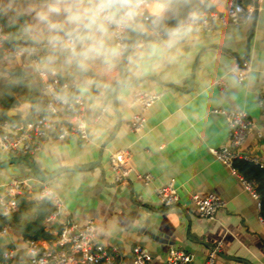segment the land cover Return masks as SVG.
Returning <instances> with one entry per match:
<instances>
[{"label": "crops", "instance_id": "1", "mask_svg": "<svg viewBox=\"0 0 264 264\" xmlns=\"http://www.w3.org/2000/svg\"><path fill=\"white\" fill-rule=\"evenodd\" d=\"M119 1L124 0H0V20L9 40L40 47L36 67L28 56L0 60V115L25 123L46 114L49 96L41 94L40 86L55 76L72 83L74 95L84 99L88 123L86 142L47 138L33 154L24 153L22 147L14 153L0 149V164L28 159L45 175L89 166L62 171L43 182L63 205L55 222L44 221V230L54 238L60 222L81 227L91 219L96 242L116 248L118 264H132L135 246L145 249L154 264H165L171 249L188 253L189 264H203L209 249L219 242L215 264H264L261 210L244 191L242 175L209 151L224 145L228 132L225 120L211 110L240 109L254 123L242 151L264 159V0L240 27L218 26L212 32L181 29L174 37L161 39L151 35L132 50L128 61L115 57L109 33L94 18L96 9L112 13ZM208 2L223 12L231 1ZM163 11L160 0H150L151 17ZM135 24L140 31L147 30L146 23ZM86 35L94 41H78L75 55L63 43L66 37ZM95 41H103L104 47L89 52ZM243 60L250 62V71L237 82L231 70L241 67ZM138 92L160 97L143 109L132 103ZM102 108L104 113L95 121ZM136 114L145 118L139 133L129 129ZM52 119L67 123L69 116L59 111ZM121 149L130 152L131 172L116 183L108 160ZM145 174L150 175L148 182L139 177ZM30 178L31 171L21 164L0 169V196L6 195L5 184L13 179ZM168 183L178 201L165 208L156 190ZM40 189L28 181L22 195L36 202ZM208 193L225 202L214 220L201 219L192 202L193 196ZM32 217L33 209L28 208L23 219ZM9 225V232L0 236V254L12 249L14 255L8 262L0 258V264H30L20 229Z\"/></svg>", "mask_w": 264, "mask_h": 264}, {"label": "built area", "instance_id": "2", "mask_svg": "<svg viewBox=\"0 0 264 264\" xmlns=\"http://www.w3.org/2000/svg\"><path fill=\"white\" fill-rule=\"evenodd\" d=\"M260 0H235L230 2L223 12L214 8L189 12L178 26L168 32L157 30L151 16L148 13L150 0H129L125 4L119 1L116 10L112 13L105 12L98 8L94 12V18L101 22L109 33L116 48L115 57L122 58L125 53V60L131 58L132 50L144 45L139 42L132 47L126 45V30L129 24L138 20L148 23V31L152 38L161 39L170 36V33L178 34L181 29L199 28L206 32H212L216 27H240L249 22L258 10ZM131 11V17L125 15ZM111 17V19H109ZM73 37V36H71ZM69 37L64 38V45ZM40 47L28 43H19L10 46L8 35L0 20V60L14 59L16 57L28 56L30 64L38 66ZM250 71V62L243 60L241 67L231 70V74L237 82L247 78ZM44 75L41 72V76ZM74 85L65 80L51 76L41 82V94L48 95L45 103L46 114L37 115L31 121L25 123L0 122V149L14 153L22 147L24 153L33 154L40 150L41 143L51 138L57 141L76 139L86 142L88 140V123L85 117L86 103L84 99L73 93ZM160 94L138 92L135 94L132 103L138 104L141 108L147 109L154 104ZM59 111L69 116L67 123L57 122L53 117ZM104 109H100L94 120L97 121ZM211 114L222 117L227 125L226 143L219 148H211L210 153L224 166L234 170L233 163L242 160L264 168V159L242 151V147L254 128V123L247 114L240 109L213 108ZM145 118L141 115H133L129 123V129L133 133H139L143 128ZM260 137V135H259ZM131 155L128 149H121L109 156V167L116 183L126 180L131 172ZM144 182L150 180V175L139 176ZM28 181L41 186L36 199L47 198L53 205V211L45 218L46 224L55 222L61 214L63 205L59 197L54 195L43 182L34 177L26 180L13 179L5 184L6 195L0 196V214L4 217H11L17 211L16 197L22 195V188ZM239 181L245 192L256 201L258 210H261V202L257 193V184L254 180L239 176ZM156 196L163 207L168 208L175 205L178 196L172 183L158 188ZM192 202L201 219L214 220L217 213L225 207V202L213 193L203 197L193 196ZM260 222L264 226V216L260 215ZM10 225L6 224L0 228V236L7 234ZM26 250L30 264H118L119 255L116 248H106L99 245L95 239V222L86 220L81 227L74 222H60L55 237L50 242L39 240H25ZM221 247L217 243L210 248L203 264H215L216 255ZM14 250H6L1 254L3 262L12 259ZM190 255L178 249H171L166 257L165 264H189ZM132 264H154L145 249L135 246L132 250Z\"/></svg>", "mask_w": 264, "mask_h": 264}, {"label": "trees", "instance_id": "3", "mask_svg": "<svg viewBox=\"0 0 264 264\" xmlns=\"http://www.w3.org/2000/svg\"><path fill=\"white\" fill-rule=\"evenodd\" d=\"M160 2L164 6V11L158 17H151V20L157 30L164 32H168L178 26L189 12L213 8L208 0H160ZM145 26L147 29L145 32L140 31L135 22L127 26L126 45L128 48L141 41L146 42L151 39V34L148 31L149 24L146 23ZM8 43L11 47L18 44L11 42L9 38ZM2 115H0V122L15 123L10 118L5 117L4 114ZM233 168L243 177L256 182V191L261 202V213L264 215V168L242 160H236L233 163ZM16 205L17 211L11 216L10 220L0 214V228L6 224H14L20 229L24 240H42L47 242L53 240V237L44 230L43 224L45 218L53 211V205L49 199L42 198L34 202L33 200H28L26 195H19L16 197ZM28 208L33 209V217L32 219L24 220L23 217L26 215ZM21 222H23L22 225H20Z\"/></svg>", "mask_w": 264, "mask_h": 264}, {"label": "water", "instance_id": "4", "mask_svg": "<svg viewBox=\"0 0 264 264\" xmlns=\"http://www.w3.org/2000/svg\"><path fill=\"white\" fill-rule=\"evenodd\" d=\"M12 27L10 26L9 28H7V31L10 30ZM11 164H21L26 166L30 171L32 176L38 180L39 182H47L48 180H50L51 178H53L55 175L59 174L62 171L65 170H84V169H88L89 166H83V167H76V168H64L61 170H57L56 172H53L52 174H47L45 175L39 168H37L32 162H30L28 159H22V158H14V159H10L2 164H0V169L11 165ZM11 217H8V220H10Z\"/></svg>", "mask_w": 264, "mask_h": 264}, {"label": "clouds", "instance_id": "5", "mask_svg": "<svg viewBox=\"0 0 264 264\" xmlns=\"http://www.w3.org/2000/svg\"><path fill=\"white\" fill-rule=\"evenodd\" d=\"M124 3L126 4L127 3V0H124ZM125 15L131 17L132 15V12L129 11L127 12ZM109 19H111V17H109ZM95 21H93L94 23ZM100 31H103V28L101 27L99 29ZM176 33L173 32V33H170V36H175ZM80 41V42H83V41H89V42H92L94 41V38L91 36V35H86V36H75V37H69L68 41H67V44L65 45V47L67 49H69L73 55L76 54V44L77 42ZM171 42V41H170ZM104 47V44H103V41H95L94 44H93V47L92 48H89L88 51L89 52H97L100 48H103ZM83 55H87V52L83 53Z\"/></svg>", "mask_w": 264, "mask_h": 264}]
</instances>
